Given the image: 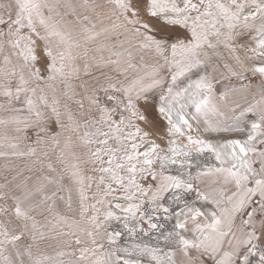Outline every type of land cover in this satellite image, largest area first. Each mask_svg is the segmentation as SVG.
I'll return each instance as SVG.
<instances>
[{
	"label": "snow or ice",
	"instance_id": "6c2138e0",
	"mask_svg": "<svg viewBox=\"0 0 264 264\" xmlns=\"http://www.w3.org/2000/svg\"><path fill=\"white\" fill-rule=\"evenodd\" d=\"M0 264H264V0H0Z\"/></svg>",
	"mask_w": 264,
	"mask_h": 264
}]
</instances>
